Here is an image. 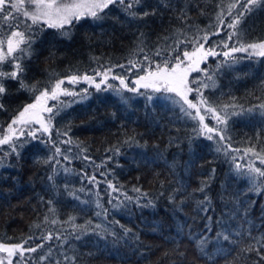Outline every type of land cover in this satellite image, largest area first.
Wrapping results in <instances>:
<instances>
[{"label": "trees", "instance_id": "trees-1", "mask_svg": "<svg viewBox=\"0 0 264 264\" xmlns=\"http://www.w3.org/2000/svg\"><path fill=\"white\" fill-rule=\"evenodd\" d=\"M228 2L172 0L176 10L160 7L155 15L140 20H132L120 8L112 5L101 13L105 16L101 21L84 18L78 23L74 21L72 26H66V29L70 27L67 37L57 29L42 25L44 30L34 36L31 57L23 61L25 81L44 87L50 79L66 77L77 71L92 74V70L100 64L127 65L130 51L135 47L140 32L145 33V42L150 49L156 47L158 38L171 35L178 29L189 36L198 32L202 35L205 31L211 33L218 25L217 13L221 7L226 9ZM157 3L158 0H143V6L135 11H150L157 7ZM181 7H186L188 12L183 22L177 16V10ZM228 20L231 17L226 16L225 24ZM238 29L239 34L228 42L229 48L221 45L216 49L218 52L229 51L232 46L239 47L240 43L264 42V6L245 16ZM231 31L226 27L220 29V34L212 36L209 44L227 39L226 33ZM187 47L190 50L192 45ZM94 57L99 60H94ZM231 57L228 61L222 55L209 57L201 65L213 75L215 81L214 86L200 89L209 103L214 106L236 105L235 108L227 109L229 113L235 111L237 114L229 116L226 126L218 124L210 113H205L201 108L205 123L210 127L226 129L223 141L215 133H212L213 140L206 139L207 134H198L195 130L198 120H192L180 112L179 106L172 103V99L180 101V98L172 93L147 90V94L154 97L148 102L144 96L123 89L118 94L111 88L104 90V85L98 91L84 82L75 85L66 82L62 87L75 91L88 89L87 93H81L86 97L83 99L81 96L61 97L62 100L78 102L64 108L52 121L53 140L58 139L59 130L68 131L74 141L71 146L60 145L62 149H72L71 162L61 160L63 168L70 171L65 172L60 168L54 181H49L47 177L51 175L52 165L44 164L43 160L52 154L51 144L41 143L40 139L30 136L20 137L19 142H23V147L19 149V157L12 154L6 159L7 166L0 167V242L21 243L30 236L50 231L54 236L60 234L67 237V243L63 249H58L56 246L61 241L53 239L45 243V248L51 245L57 254L65 251L70 256L76 255L77 264H204L197 258L193 245L185 238L187 229L185 236L180 237L179 244V251L185 253L186 259L181 262L180 257L171 250L176 247L172 240L176 238L178 225H192L193 230L203 228V219L193 220L196 216L194 200L187 199L180 206L182 211L177 205L179 199L192 193L206 180L209 184L206 191L215 208V212L211 213L214 221L221 219L222 214L234 207L231 201L239 194L243 202L256 201L248 219L260 225L258 217L260 205L264 204V192L259 196L248 192L249 181L240 173L247 172L249 166L264 170V163H261L264 157V107H261L264 105V57L249 56L247 52H234ZM218 64L221 65L219 68ZM3 67L10 70L7 63ZM114 73L124 76L132 87L135 85L131 81L142 74L136 69L129 72L127 68H115ZM194 78L211 84L203 72H192L189 80ZM108 83L119 85L118 80L109 79ZM5 84L9 91L2 101L5 110H0V126L4 128L19 110L33 102L35 96L33 92L20 89L16 81L6 80ZM190 86L196 87L195 84ZM122 96L127 98V103L122 101ZM189 100L198 103L197 93H189ZM48 103L51 105L56 102ZM183 107L187 109L186 104ZM187 110L194 114L193 109ZM44 115L47 117L49 114ZM37 136L48 140L46 133L38 132ZM76 144L80 147H76ZM2 147L7 149L8 145ZM218 147L220 151L216 150ZM81 148H86L87 152L81 153ZM249 148L253 151L245 152ZM83 155L91 159L84 160ZM237 164L241 165L240 170L236 169ZM91 175L100 181L98 185L89 183L87 176ZM210 175L212 178L209 180ZM108 181L120 187V191L112 192L107 186ZM181 186L185 191L178 194L176 202H170L168 195ZM134 187H140L142 192L147 193L146 198L141 197V204L150 199L155 206L138 207L135 202L125 200L124 193L131 197L140 195L133 191ZM81 188L84 191H80ZM161 192L164 194L161 195ZM72 193L80 199H75ZM196 196L202 197V194L196 193ZM221 196L224 198L221 199ZM40 197L44 198V202H41ZM112 197H118V200L110 204L108 201ZM97 199L104 209L109 210L108 220H119L131 228L139 240L130 238L114 245L111 237L96 235L88 221L94 225L103 220V217L95 215L97 211H102L96 207ZM49 200L52 201L51 205L46 203ZM120 201L127 207L113 208V204ZM50 207L55 211L49 212ZM46 214L49 222L44 223ZM70 217L75 219L65 223ZM52 220L58 222L52 224ZM37 223L41 225L40 228L35 227ZM227 223L233 230L239 229L245 235L236 236L233 255L227 261L218 257L216 264H253V260L257 259L256 253L252 252L249 258L242 251L249 243V226L243 224L242 213L234 215ZM73 224L83 225L88 231L76 239L75 236L83 230L73 228ZM117 230L120 231L119 228ZM217 230L214 227L213 236ZM260 232H264V228ZM260 232L252 230L254 236ZM40 242L29 240L25 247ZM224 244L227 245V242ZM209 248L214 251L211 245ZM41 251L25 253V256L37 257ZM165 252L169 255L165 256ZM28 264H32V261L29 260ZM260 264H264V261H260Z\"/></svg>", "mask_w": 264, "mask_h": 264}, {"label": "snow or ice", "instance_id": "snow-or-ice-1", "mask_svg": "<svg viewBox=\"0 0 264 264\" xmlns=\"http://www.w3.org/2000/svg\"><path fill=\"white\" fill-rule=\"evenodd\" d=\"M223 0H221V4ZM115 5L120 8L125 14L132 20L144 19L150 15H155L160 7L173 8L175 6L172 0H158L157 7L142 12L135 11L136 8L143 6V0H0V110H5V105L2 102L3 97L8 94V87L5 84L6 80L16 81L20 89L27 90L35 93L34 100L31 103L26 104L22 110L13 116L7 127L0 126V167H5L6 159L12 154L19 157V149L23 147V142L20 141L22 136H30L33 139H40L41 143L51 144L50 151L52 154L43 160L44 164H51V175L47 177L49 181H54L55 175L58 174L60 168H63L61 160L71 162L73 156L71 153V147L68 149H62L60 145L67 144L73 145L74 141L69 135L68 131H57V140L51 138L52 121L60 112L70 107L73 103L78 101L62 100L61 97L70 96L86 98L81 93H87L88 89H82L75 91L66 87H62L66 82L71 85L84 82L89 86H94L98 91L101 90V85L105 86V89L111 88L114 92L120 93L121 89L129 93H135L140 96H144L146 101L151 102L154 97L151 94H147V90H151L153 93H172L176 97L183 101V104L187 105V109H193V112H189L180 104V101L174 100L171 97H165V99H172L174 105H178L180 112L184 116L190 117L192 120H198V128L195 129L198 134H207L206 139L213 140L212 133H215L220 137V140H225L223 134L226 129H217L210 127L205 123V115L201 114V108L205 113H210L212 118L217 121L218 124L227 125L228 118L231 115H236L235 111L229 113L228 108H235V104H225L223 106H214L209 103L208 99L203 96L200 91L201 88H208L214 86L215 81L212 74L208 73L206 68H201V65L206 63L209 57H216L222 55L225 61L232 59L231 53L234 52H247L249 56L264 57V42H253L243 44L240 43L239 47L232 46L229 51L218 52L216 49L221 45L224 48H229V41H231L234 35L239 34L238 25L247 15H251L257 9L264 6V0H229L227 8L221 7V11L217 13V28L211 33L205 31L203 34L199 32L195 35L189 36L183 30H176L171 35H165L158 38L154 49H150L146 44V37L144 32H140L137 36L135 47L130 51L127 65H103L100 64L97 68L92 70V74L87 71L80 73L79 71L72 73L69 76L50 79L49 83L44 87H38L37 84H28L24 78L25 66L23 61L25 58H30L32 55V44L34 36L38 32L43 31L42 25H46L47 28L57 29L60 34L67 37L69 36L70 27L66 29V26H72L73 22H79L84 18H91L94 21H101L105 19L101 13L105 12L110 6ZM226 13V15H225ZM178 19L182 22L186 21L188 12L186 7H181L177 10ZM227 17H231L225 24ZM23 26V27H21ZM232 29L233 31L227 32V39H221L209 44V40L212 36L219 35L222 28ZM191 44L192 47L189 50L187 45ZM185 45V47H181ZM142 57V59H138ZM159 59H155V58ZM94 60H99L98 57H94ZM146 62V63H145ZM9 64L10 70H5L3 65ZM221 65H217L219 68ZM115 68H127L130 72L132 69H136L138 73L137 78L131 81L134 87L129 86L126 82V78L118 73H114ZM192 72H203L207 77V80L211 82L203 83L199 78L189 80ZM96 77H101L97 81ZM118 80L119 85L109 84L108 80ZM195 84L193 88L190 85ZM144 89L145 92L140 90ZM196 92L198 95V103L189 100V93ZM122 101L127 103L126 97H121ZM49 101H55L56 103L49 105ZM264 107V105H261ZM44 113L49 115L46 117ZM32 125H39L38 128L32 127ZM38 132L48 134V140L45 141L37 136ZM68 137L67 139H59V137ZM134 139V138H132ZM128 142V141H126ZM8 145L5 149L2 146ZM76 147H80L76 144ZM220 151L218 147L216 149ZM118 152L119 149H116ZM235 151H239L236 149ZM253 151V149H246L245 152ZM81 153L87 152L86 148L80 149ZM79 155V154H77ZM84 160H90L87 155H83ZM110 159V157H109ZM261 163H264V157L261 158ZM60 166V167H58ZM100 167V165H96ZM237 170L241 169V165L237 164ZM63 171L69 172L70 169L63 168ZM215 173V169H212V174ZM244 175L249 181L248 192H253L257 196L264 192V170L260 168H254L249 166L247 172L240 173ZM85 175H87L85 173ZM104 175V173H101ZM212 176H209V180ZM89 183L94 186L98 185L100 181L97 180L95 175L87 176ZM107 186L112 192H119L120 187L112 184L111 181L107 182ZM163 188V183L161 182ZM209 187L208 181H202L200 186L193 190L192 193L187 194L184 198L179 199L178 209L182 211V206L187 199L195 201V219H203L204 225L202 229L193 230L192 225H186L181 223L177 226L176 238L172 240V243L176 245L171 251L175 252L183 262L186 259L184 252L179 251V244L181 243L180 237L185 236V229H187L186 239L193 245L197 254V258L204 261V264H216L217 258H223L225 261L233 255L234 245L237 244L236 236L244 237L245 233L239 229L233 230L232 226L227 223L228 219H231L236 214L242 213L243 224L249 226L247 232V238L249 243L242 251L249 257L252 252L256 253L257 259L253 260V264H260V261H264V232H260L261 228H264V204L260 205V225L254 224L248 216L252 208L256 205L255 200L250 202H243L240 200V195L236 194L231 201L234 207L226 214H222L221 219L213 220L211 213L215 212V208L212 204V199L208 195L206 189ZM80 191H84L83 188ZM134 192L139 193L137 197L128 196L124 193V198L129 203L135 202L138 207L155 206L152 200H147L146 203L141 204V197L146 198L147 193L142 192L140 187H134ZM183 186L175 188L168 195L170 202H176L179 193L184 192ZM196 193H201L202 197H197ZM161 195L164 193L161 192ZM75 199L79 200L80 197L75 196ZM99 196V193H97ZM224 197L221 196V199ZM41 202H44V198L40 197ZM113 200H118V197H112L108 203L112 204ZM86 203L85 201H82ZM46 203L52 204L49 200ZM245 204L247 206H245ZM96 207L102 209L97 211L95 215L97 217H103L101 223L92 225L91 221H88V225H91V230L101 238L111 237L113 244H118L121 240L125 242L134 238L139 240V237L133 233L131 228L121 224L119 220H108V209H104L100 200L97 199ZM127 207L123 201L117 204H113V208ZM55 209L50 207L49 212H54ZM75 218L70 217L69 221L65 223H71ZM106 221V223H105ZM44 223L49 222V217L46 214L44 216ZM58 221L52 220L51 223L55 224ZM40 224H35L36 228H40ZM218 228L213 236V229ZM73 228L82 229L83 232L75 236L76 239H80L83 233L88 231L83 225L73 224ZM120 229V231L117 230ZM242 228V225H241ZM255 229L260 232L259 235L254 236L252 230ZM40 240V243L34 245L28 244L29 240ZM53 239L61 241L56 247L63 249L64 244L67 243V237H63L60 234L53 235L52 232H41L38 235L30 236L21 243L6 244L0 242V264H28L31 260L32 264H77L76 255H68L65 251H59L57 254L53 246L49 245L45 248V243L52 241ZM227 242V245L224 244ZM209 245L213 250H210ZM38 250H42L37 257H26L25 253H36ZM165 256L169 253L165 252ZM174 264V262H172Z\"/></svg>", "mask_w": 264, "mask_h": 264}, {"label": "rangeland", "instance_id": "rangeland-1", "mask_svg": "<svg viewBox=\"0 0 264 264\" xmlns=\"http://www.w3.org/2000/svg\"><path fill=\"white\" fill-rule=\"evenodd\" d=\"M96 79H97V81H99L101 79V77H96ZM32 127H34V125H32ZM0 255H4V254L3 253H0Z\"/></svg>", "mask_w": 264, "mask_h": 264}]
</instances>
